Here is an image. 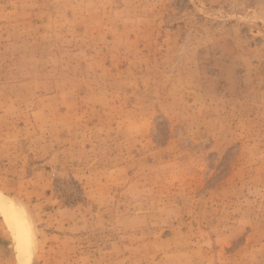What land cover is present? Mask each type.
<instances>
[{"label": "rangeland", "instance_id": "1", "mask_svg": "<svg viewBox=\"0 0 264 264\" xmlns=\"http://www.w3.org/2000/svg\"><path fill=\"white\" fill-rule=\"evenodd\" d=\"M0 192L31 264H264V0H0Z\"/></svg>", "mask_w": 264, "mask_h": 264}, {"label": "bare ground", "instance_id": "2", "mask_svg": "<svg viewBox=\"0 0 264 264\" xmlns=\"http://www.w3.org/2000/svg\"><path fill=\"white\" fill-rule=\"evenodd\" d=\"M19 204V203H18ZM0 213L16 234V253L19 264H31L34 248L33 225L27 211L14 199L0 192Z\"/></svg>", "mask_w": 264, "mask_h": 264}]
</instances>
